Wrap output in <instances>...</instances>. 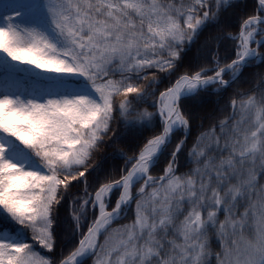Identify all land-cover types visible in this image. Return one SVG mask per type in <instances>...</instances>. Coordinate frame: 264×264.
Instances as JSON below:
<instances>
[{
    "label": "snow or ice",
    "instance_id": "1",
    "mask_svg": "<svg viewBox=\"0 0 264 264\" xmlns=\"http://www.w3.org/2000/svg\"><path fill=\"white\" fill-rule=\"evenodd\" d=\"M0 264H264V0H0Z\"/></svg>",
    "mask_w": 264,
    "mask_h": 264
}]
</instances>
